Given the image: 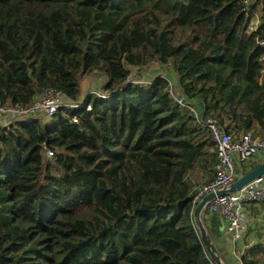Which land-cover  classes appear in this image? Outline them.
<instances>
[{"label":"trees","instance_id":"16d2710c","mask_svg":"<svg viewBox=\"0 0 264 264\" xmlns=\"http://www.w3.org/2000/svg\"><path fill=\"white\" fill-rule=\"evenodd\" d=\"M260 42L264 0H0V105L53 91L71 106L0 127V264H215L192 218V179L214 177L210 135L167 77L129 78L169 66L204 115L264 136ZM257 241L242 264H264Z\"/></svg>","mask_w":264,"mask_h":264},{"label":"built area","instance_id":"2783aa9c","mask_svg":"<svg viewBox=\"0 0 264 264\" xmlns=\"http://www.w3.org/2000/svg\"><path fill=\"white\" fill-rule=\"evenodd\" d=\"M252 26L250 29H253ZM264 46V42L259 43ZM264 78V70H263ZM161 77V76H159ZM168 95L180 107L188 112L195 122L206 129L214 146L216 163L213 167V180L207 184L194 189L192 197L193 210L201 199L209 194H216L218 191H226L228 187L247 169L252 166L254 158H264V136L252 135L251 133L235 136L226 131L219 120L204 112L198 104L188 101L180 92H176L172 83L168 81ZM64 107L70 110V104L61 103V98L53 91H42L37 100L28 108L9 107L0 105V120L13 117L16 120L36 115L51 117ZM87 111L91 106L85 105ZM3 121V120H2ZM14 122V121H12ZM8 121H0V127L8 128L11 124ZM77 123V119H73ZM52 156L51 152H46ZM262 158V160H263ZM255 165V164H254ZM264 201V179H259L246 186L238 192V195L225 192L223 195H215L214 199L208 202L203 213L207 218L219 217L226 224L227 232L231 235L232 241L238 243L247 233L250 219L247 215L246 206L258 204ZM192 210V213H193Z\"/></svg>","mask_w":264,"mask_h":264},{"label":"rangeland","instance_id":"374dc122","mask_svg":"<svg viewBox=\"0 0 264 264\" xmlns=\"http://www.w3.org/2000/svg\"><path fill=\"white\" fill-rule=\"evenodd\" d=\"M255 25H256V21L254 20L253 21V26H255ZM255 28L256 27H253L252 30H254ZM140 73H141V75H139V72L135 69L131 73L129 80L130 81L133 80L135 82H138V80L140 78L139 76L144 77L143 78L144 80L150 79V78H153V77H157V76H161V77H167L168 81L170 83H172L174 85V87H175V85L177 83L176 82L175 73L173 72V70L169 66L159 65L157 63H153L145 70V72L143 71V72H140ZM103 82H104V80L99 75H96V74L92 75V76L84 77L82 79V83H81L82 97L85 98L89 94L97 93V91L100 90L99 88H100V86L102 85ZM175 91H176V89H175ZM61 103H66V101L62 97H61ZM42 115H39L38 118L39 119H48V117H46L45 115H43V116ZM257 159L258 158H254L252 160L251 164L254 165L256 163ZM203 181H204V177H202L201 174L199 175L198 173L195 175V179L194 178L192 179L193 183H198V185H199L196 188H199L201 185H203V183H204ZM254 210H255V215L254 216L257 215L256 218H258V221L257 222L250 221V226L254 225V224H257V225L261 226V229H260V232H258L259 231L258 230L254 234H249V232L252 231V230H250V226H249L248 229H247V233L244 235V237L242 239H240V241H241V243L243 245H245L247 242L249 243V245H251V243L254 242V241L258 243V241H257L258 239H259L260 242H264V241H262V238H260L258 236V235H263L264 236V232H263V230H264V212H263L264 209L262 208L261 212H260V208H257V210H256V208H254ZM254 216H252V217L254 218ZM258 233H262V234H258ZM250 235H253V236L250 237ZM239 246H241L240 242H239ZM247 248L248 247H246L243 250V252L239 251L240 254L237 252L238 251L237 249H234L235 252H236V253L234 252V259L236 261H240L241 260V256L244 254V252H245V250H247ZM229 262L233 263L232 259H231V256L229 258ZM222 264H224V262ZM225 264H227V263H225Z\"/></svg>","mask_w":264,"mask_h":264},{"label":"water","instance_id":"95a60500","mask_svg":"<svg viewBox=\"0 0 264 264\" xmlns=\"http://www.w3.org/2000/svg\"><path fill=\"white\" fill-rule=\"evenodd\" d=\"M2 121V120H0ZM3 122V121H2ZM259 179H264V161L257 165L252 170L247 171L246 173L239 176L229 187L226 191H218L216 194L209 193L205 195L201 201L196 205L193 210L192 218L193 224L198 231L200 240L204 244L206 250L208 251L211 259L214 261L215 264H222L218 252L214 245L212 244L209 235L203 226L202 222L200 221V215L203 212L205 205L214 199L215 195H223L225 192L238 195V192L245 188L246 186L254 183Z\"/></svg>","mask_w":264,"mask_h":264},{"label":"crops","instance_id":"0c3cea01","mask_svg":"<svg viewBox=\"0 0 264 264\" xmlns=\"http://www.w3.org/2000/svg\"><path fill=\"white\" fill-rule=\"evenodd\" d=\"M3 121H8L9 123H11L12 121H15L16 119H14L13 117H7L5 119H2ZM2 122V121H1ZM261 159H259L258 161H256V165H259L260 163H262L264 161V158L263 157H260ZM263 158V160H262ZM254 208H260V212H261V205L260 203L258 204H249L246 206V211H247V215L250 217L249 219H251L250 221H254V222H257L258 221V218H256L255 215V210ZM264 209V207H263ZM264 212V211H263ZM251 215V216H250ZM204 217L205 219V225L208 229H212L211 228V223L209 221V218H207L204 213L202 212L201 215H200V221H201V217ZM254 216V218L252 217ZM215 219L216 221L219 222V225L217 226V232L213 233L210 238L212 244L214 245V247L216 248L217 252H218V255L220 257V260L221 262L224 264L227 263V264H242L241 261H236L234 259V252L235 250L234 249H237L238 253L239 251H242L245 249V246L241 243L240 241V244L241 246H239V242L236 243L234 241H232V237L231 235L227 232V229H226V224L223 220H221L219 217H216L215 216ZM253 219V220H252ZM250 226V225H249ZM260 229H261V226L257 225V224H254V225H251L250 226V230H252L251 232H249V234H254L256 233L258 230V232H260ZM253 235H250V237H252ZM255 236V235H254ZM254 243H257L254 241ZM236 253V252H235ZM240 254V253H239ZM231 256V259H232V262H229V258ZM235 261V262H234Z\"/></svg>","mask_w":264,"mask_h":264}]
</instances>
